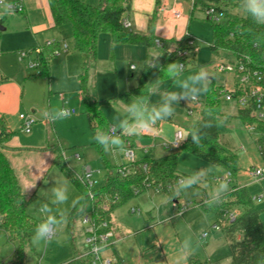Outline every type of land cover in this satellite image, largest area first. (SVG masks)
Listing matches in <instances>:
<instances>
[{"label":"rangeland","instance_id":"rangeland-1","mask_svg":"<svg viewBox=\"0 0 264 264\" xmlns=\"http://www.w3.org/2000/svg\"><path fill=\"white\" fill-rule=\"evenodd\" d=\"M85 1L93 5L99 2V0ZM43 3L44 9L42 8L35 11L34 14H29V18L20 10L10 9L7 2L0 3V80L4 77L14 79L27 77L28 84L25 88V102L28 108H22L17 112V115L20 112H24L25 114L30 112L35 118L31 133L23 131L22 127H20L14 131L13 137L25 140L26 136L35 133L38 136L37 140L42 143L41 145H44L40 154L36 155L38 160H34L33 158L36 157H32V155L27 153L19 155L20 159H25L26 156L31 157L29 161L30 170L26 166L19 168L20 164L18 161L14 160L15 158L10 152L7 153L19 172L23 192L28 197L36 193L28 207L29 214L37 220V224L32 229L30 240L24 244L25 264H61L69 260L75 251L81 254L88 253L89 246L86 245V236L88 235L86 232L87 224L83 220L86 216H92L90 192L103 186L108 170L116 171L119 165L128 162L125 157V151L121 152L111 143L108 144V152H105L103 147V153L92 144L94 139L93 133L89 126L86 105L82 99L81 82L78 81L77 77L71 79L68 75H64V72L57 66L53 68L55 72L54 75L51 73L50 78L36 76L34 74L37 69L28 66L30 56L23 61L19 60L18 54L20 51H35V47L32 46L31 48L30 45H37L36 48H42L46 45L48 38H56L61 43L54 40V44L57 43L59 46L67 44L69 54L76 52L75 54L81 56L84 62H88V69H90V57L76 51L74 48L71 25L47 26V22H50V17L46 13L45 0ZM203 4L218 6L220 5V0H197L191 20V29L194 33L197 32L199 34L195 33L197 36H191L195 46L199 47L207 45L213 40V24L211 20L204 16L201 8ZM234 9L236 12L243 11L241 7H235ZM43 23H46L45 26L41 28L35 27ZM32 56L36 57L37 54L34 52V54H31V58ZM58 56L54 55L52 59L54 60ZM222 59L231 60L233 57L230 53L223 50L221 51V55H214L209 62L179 73L174 81V85L178 89L177 93L182 91L191 93L194 89L199 90L201 88L199 82H193L190 79L201 68L209 72L211 81L213 79L216 85L230 87L235 81V74L219 70L218 65ZM140 70L141 65L138 70L134 71L136 77L139 75ZM79 71V73L83 72L84 68ZM112 75H114L113 77L119 76V85H121L122 80H120V76H122V68H119L118 72L112 71ZM102 77L98 76L94 78V81L91 77L89 80L87 94L93 102L96 101L97 95L100 97L99 101L113 95L108 92V85H105V89H103L102 83L98 84L97 81L100 82ZM95 79L97 80L95 81ZM95 82L96 86H94ZM185 83L188 86L186 88L181 87ZM8 84H11V82ZM2 85L0 81V89ZM22 87H20L21 90ZM205 95L206 93H202L199 99L203 100ZM60 108L74 110V113L63 120H52L44 116L45 111L53 112ZM128 108L127 103L119 97H115L109 104H104L103 111L106 117L104 132H106L107 128H115L116 132H118L122 128L119 125L123 124L130 117ZM220 108L231 116L228 121H221L219 123L218 127L222 134V141L233 148L239 155L240 170L237 177L229 184V188L231 189V185L235 183L248 188L255 206L262 211L261 219L264 224V178L260 180L246 174V170L251 167L264 166V160L257 146L258 134L256 131L248 129L245 123L238 117L239 107L237 102L226 100L221 94ZM185 117L189 119L188 123H191L198 120L200 115L197 110L193 114H189L187 109ZM131 125L133 124H129L126 127ZM123 132L124 128L121 134H117L116 136H122ZM134 136L136 135L122 137L131 138ZM146 138L149 139V137ZM131 140L133 141V139ZM145 141L149 140H143L144 143ZM169 142H163L160 138L157 139V151L155 155L160 157L168 152L175 151L176 149L172 145L167 146V149L164 148L163 144ZM58 147L61 148L67 164L72 167L80 178L84 177L87 170L91 173L90 181L92 185H88L89 191L84 196L81 205L78 206L79 209L74 214L71 222L68 214L77 205L81 198V192L63 171L54 164L55 149ZM133 147L135 155L141 159L142 155L140 156L141 153L137 147V143ZM33 164H35L34 169L32 168ZM26 170L29 171L26 172ZM178 170L183 177L178 185L180 194L176 199H169L170 197L165 195L164 192L150 187L116 208L111 218L114 230L116 232L121 231L122 234L131 232L133 235L130 238L137 236L141 247L140 252L139 246L136 247L137 243L135 239H133L134 241H129L131 250L124 254L123 264L131 261L133 253H140L145 258L154 254L156 262H159L158 264H162L161 261L166 262L162 247L152 246V243H150L152 240L153 243L155 242V233L162 239L163 248L167 251L166 255L168 257H171L169 254L173 248H182L180 247V238H182L183 242L188 239L189 243L184 244L189 249H193V251H200V248H205L209 239L213 238L210 249L214 252L213 258L216 259L217 264H232L226 239L220 229L214 226L216 222L214 215L205 213L200 206L196 205L197 200L204 198L206 194L214 196V190L218 186V179L224 176L227 171L187 151L182 152L179 157ZM186 181H191V183L185 188L183 185ZM84 182L89 184L87 178H85ZM53 186H63L66 188L68 195L67 202L63 204L52 202L53 193L51 192V188ZM45 203L51 209L50 214L54 215L60 221V224L57 227L54 238L50 242L35 244L33 243V236L36 226L43 222L48 215V213H41L39 211L41 205ZM133 208L136 209L135 212L132 211ZM236 209L235 207L232 210L234 216L238 213ZM178 220H181L184 224L189 223L188 226L190 228L185 229V231L188 230L190 233L187 232L183 235L182 233L185 231L178 232ZM192 220L194 228L191 227ZM134 231H136L135 235ZM204 231L209 232L207 239L199 237ZM240 233V231L237 232L236 236L238 237ZM71 234L74 236L73 239L71 238ZM143 237L148 241L142 246ZM185 237H187L186 240H184ZM113 240L111 238L110 243ZM123 244L129 245V243L125 244V242ZM18 247L19 242L11 240L8 234L3 229H0V264H10L12 256ZM118 248L120 249V246ZM102 252L111 258L117 257V254L110 245L104 248ZM159 252L160 255H158ZM177 253L179 257L182 256V252L177 251ZM139 258L140 256L137 259ZM210 259L213 261L211 257ZM116 264H122V262L119 261ZM209 264L211 263L209 262Z\"/></svg>","mask_w":264,"mask_h":264},{"label":"trees","instance_id":"trees-1","mask_svg":"<svg viewBox=\"0 0 264 264\" xmlns=\"http://www.w3.org/2000/svg\"><path fill=\"white\" fill-rule=\"evenodd\" d=\"M47 2L54 26L70 24L75 50L88 55L91 61L97 59L98 39L102 33L111 34L114 43L157 45L156 37L152 33V26L147 33H140L124 26L126 14L131 9V0H99L95 5L87 3L85 0H47ZM208 6V4H203L202 9L205 10ZM217 7L223 11V15L218 21H212L213 40L210 47L214 55L218 56L220 50L223 49L236 54H249L257 63H264V24L255 23L244 10L236 12L234 8L240 7V0H220V5ZM189 36L187 34L178 43L175 50L165 48L164 42L160 39L162 45H157L159 55L144 63L138 86L102 101L93 102L87 94L89 66L88 63L85 64L84 71L79 74V79L93 138L95 134L108 135L110 128L104 132L106 117L103 105L109 104L115 97L122 99L128 106L139 109L146 120L157 111L148 107L149 98L155 90L156 84L168 79L174 82L179 73L198 66L194 50V47L197 48V46L188 47L192 52L186 58L178 55L179 49L186 48V40ZM59 47V44L55 43L46 44L41 48L38 53L39 68L34 75L50 78V62L54 57V51ZM182 61L186 65L184 70H179L175 74L169 73V65ZM222 88L223 86L216 85L212 80L200 108V118L185 125L187 131H193L201 137L198 144H195L192 136L189 135L173 152L159 158L146 156L144 159L136 161L135 171L128 177L120 176L117 169L116 171L108 170L103 186L90 192L92 216L95 222H110L111 213L116 207L150 187L166 193L171 198L177 197L178 185L183 177L178 170V163L179 157L184 151L191 152L213 165L230 171L233 182L240 170L239 155L222 141V134L218 127L221 121H228L231 117L220 108ZM172 117L157 120L155 125H158L162 120H170ZM238 117L244 123L254 122V118L243 110H239ZM137 119L139 117L130 115L129 119L123 122L124 127L134 124ZM209 123L212 126L205 127V124ZM262 126L259 125V127ZM124 127L118 131V134H121ZM121 138L123 141L128 139V137ZM92 144L100 152L103 151V146L98 145L94 139ZM55 152L54 164L81 192V198L77 205L68 214L71 222L79 209L78 206L81 205L84 196L89 191L88 185L67 164L61 148H56ZM144 165L147 166L146 169H144ZM137 189L140 190L139 193L135 192ZM225 195L221 203L219 201L222 197L207 196L196 204L201 206L205 212L216 215L215 225L221 224L220 229L230 241L232 264H264L262 211L255 206L253 197L246 186L235 183L231 186L230 192ZM32 199L33 197H27L23 193L17 175L0 145V225L7 231L11 240L19 242V247L13 254L10 264L26 263L24 244L30 240L32 229L37 224V220L28 212ZM235 207L238 213L234 220L222 224V222L228 221L226 216L232 213ZM239 231L242 234L241 239L236 237V233ZM71 236L73 239L74 236L72 234ZM191 261L193 264H200L197 260L191 259ZM61 264L93 263L90 256H83L80 252L75 251L69 260Z\"/></svg>","mask_w":264,"mask_h":264},{"label":"crops","instance_id":"crops-1","mask_svg":"<svg viewBox=\"0 0 264 264\" xmlns=\"http://www.w3.org/2000/svg\"><path fill=\"white\" fill-rule=\"evenodd\" d=\"M8 2H20L23 5L22 12H24L28 18H29V14H34L35 11H38L39 9L42 8L44 9V3H43L44 0H9ZM196 4L197 2H195V0H131V9L126 14L125 19H127L131 23L130 26L131 30L140 33H147L152 26V33L156 37V39H161L162 42H164V47L167 48L168 50H175L178 46V43L187 34L192 36H197V34H199L197 32H195L197 33L195 34L191 29V20L194 14ZM45 5H46V13L50 17V22H47L48 24L47 26L51 27L54 25V21L47 0H45ZM202 12L204 13L205 16V10L202 9ZM45 24L46 23H43L42 25L39 24L38 26L35 27L41 28L42 26H45ZM50 40H55L57 42H60L56 38H48L46 43ZM211 42L201 47L197 46L196 49L197 65L207 63L214 57V53L212 52L210 47ZM30 46L31 48L32 46L36 48L37 45H30ZM75 53L76 52H74L73 54H69V52H67L65 54H61L60 56H58V58H55L54 60L51 59L50 77H51V73H53L54 75L55 69L53 68L57 66L62 72H64V75L65 74L68 75V77H70L71 79L77 77L78 81H80L79 70L83 69L85 64L88 62H84L83 58ZM158 55H159V49L158 46L155 44L151 46H144V45L114 43L111 34L102 33L100 34L98 39L97 55H96L97 59L96 61H91L90 59L89 62L90 69H88V75H89L88 83L91 77L94 81V78H97L98 76H103L100 82L97 81L98 84L102 83L103 89H105L104 88L105 85H108L109 86L108 92L110 94H113L112 97H114L115 94L118 95L119 93L137 87L139 84L140 75L142 73L144 63L147 60H152L157 58ZM218 55H221V52H219ZM32 58L35 57L32 56ZM133 65L135 66V70L131 68ZM140 65H141V70L139 75L136 77L134 71L138 70ZM119 68H122V76H120V80H122L121 85H119V76L117 77L116 75V77H113L114 75H112V71L118 72ZM96 80L97 79H95V81ZM0 81L3 84L0 89V145L2 146L3 151L5 152L10 164L12 165L19 180V183L21 185L19 172L17 171L15 165H13L7 153L10 152V154L14 156L15 158L14 160L18 161V163L20 164L19 168H24V166H26V168L30 170L31 167L29 161L31 157L26 156V158L24 157L25 159L23 158L20 159L19 155L23 153H27L29 155H32V157H36L33 158L34 160L35 159L38 160L36 155L40 154V151L43 150L44 145H41L42 143H40V141L37 140L38 136H36L35 133L33 135L26 136L25 140H22L18 137L17 138L13 137L14 131L22 127V119L20 118V114H25L24 112H20V114L17 115V112H19L22 108H28L26 107L27 103L25 102V88L28 84L27 77L24 76L23 79L4 77ZM9 82H11V84H8ZM21 86H23L22 90L20 89ZM94 86H96V82ZM3 89L5 90L3 91ZM174 92L177 93L178 89L174 85V82L168 79L157 83L155 86V90L151 93V96L148 101L149 108H154L156 110H159L163 105L168 104L169 106L175 108V113L173 114L172 119L162 120L158 125H153V127L156 128L157 132L158 133L162 132L163 135L147 133L142 135H136L132 138L133 145L137 143V147L141 153L140 154L138 152V154H140V156L142 155L141 159H139L138 156L136 155V161L142 160L146 156L159 158L158 156L155 155V152L157 151V139L160 138L162 139L163 142L171 141L174 138V134L178 128H183L185 131H187L185 128V125L189 121V119L186 118L187 115L185 117V112L187 109L188 111L190 109H193V113L195 110H197L200 115V108L196 106L195 102L191 101V97L181 98L179 100V103L177 104L176 101L171 99V94ZM99 98L100 97L97 95L96 101H99ZM33 112H35V110H33ZM28 114L32 115V113L30 112ZM146 137H149V139H147ZM145 139L149 141H145L144 143L143 140ZM163 145L164 148L167 149L169 143H164ZM34 166L35 164H33L32 167L33 169ZM29 170H26V172ZM35 194L36 193H34L33 196ZM164 194L167 195L166 193ZM179 194H180V188L177 197H179ZM207 196L210 195L206 194L204 198H207ZM174 199H176V197ZM202 199L203 198L198 199L197 203H199ZM196 205L199 206L198 204ZM116 208L111 213V218ZM205 213H209V212H205ZM211 214L214 215L216 219V215L213 213ZM111 218H110V227L113 230L112 238L114 240L110 244V246L117 254L116 257L117 263L120 261L123 264L124 254L130 252L131 250L130 249L131 244L129 241H134L133 239H135L137 243L136 247L139 246L140 252H141V247L140 244L138 243L139 241L137 239V236L130 238L133 235L131 232H128L126 234L124 233L122 234L121 231L116 232L112 226ZM177 223H179L177 227L178 232L185 231V229L190 228L188 226L189 223L184 224L181 220H178ZM191 224H192L191 227H193L194 224L193 220L191 221ZM88 228L89 225L87 224L86 232H88ZM0 229H3L7 233V231L1 225H0ZM220 231L224 235V238L226 239V242L228 244L230 250V259H231L230 241L221 229ZM135 232L136 231H134V235ZM187 232L190 233L187 230L182 234L184 235ZM155 235H156L155 242L153 243L152 240V242L150 243H152V246L156 245L162 247L161 248L162 252L166 258V262L161 261L162 264H193L191 259L197 260L200 264H209V262L211 264H217L216 259L213 258L214 252L212 251V249H210L212 247L213 238L209 239L206 246L207 248L206 247L200 248V251H193V249H191V254L185 260L183 258V255L181 257L178 256L177 251L181 252L180 248L178 249L173 248L169 254L171 257H168L166 255L167 251H165V249L163 248L162 239H160L157 233H155ZM199 237H202V239H207L209 237V232L207 236L203 237L201 234ZM186 238L187 237L183 239L186 240ZM241 238H242V234L240 233L237 239H241ZM147 241L146 238L143 237L141 243L142 246ZM180 241H181L180 247H183L185 245L184 243L186 244L189 243L188 239L185 242H183L182 238H180ZM123 242H125V244L129 243V245H124ZM118 246H120V249L118 248ZM158 255H160V252ZM139 256L140 258L137 259ZM210 257L213 259V261L210 259ZM158 263L159 262H156V257L154 254L150 255V257L145 258V256L140 253L139 254L133 253L131 255V261L127 262V264H158Z\"/></svg>","mask_w":264,"mask_h":264},{"label":"built area","instance_id":"built-area-1","mask_svg":"<svg viewBox=\"0 0 264 264\" xmlns=\"http://www.w3.org/2000/svg\"><path fill=\"white\" fill-rule=\"evenodd\" d=\"M6 2L10 9H17L20 11L23 10V5L20 2H8L6 0H0L1 4ZM222 15H223V11L219 9V7H217L216 5H209L205 9V16L211 21H218ZM124 26L130 28L131 23L127 19H125ZM155 42L159 46L162 45L160 39H156ZM46 44L47 45L54 44V40L48 41ZM193 46H195L194 40L190 35L186 40V48L179 49L178 55L182 58L188 57L192 52L189 48ZM196 49L197 48L194 47L195 51ZM40 51L41 48H35V51L22 50L19 52L18 57L21 61H23L30 56L28 61V66L30 68L38 69L40 64L38 59V53ZM68 51H69L68 45L64 44L54 51V55L58 56ZM221 51H223V49L220 50V52ZM34 52L37 54V56L35 58H31V54H34ZM228 53L232 55L233 59L231 60L222 59L218 67L219 70L221 71L234 73L235 81L230 87L223 86L222 95L226 100L229 101L233 100L237 102L239 110L248 112L254 118V122H248L245 123V125L247 126L248 129L257 132L258 134L257 146L264 160V63H257V61L249 54H236L232 52H228ZM179 64L181 66L179 70H184L186 68V65L183 61L180 62ZM191 101L195 102L198 108H201L203 105V100L200 99L192 100L191 98ZM72 113H74V110H72ZM189 114H193V109L189 110ZM20 118L22 119L23 131L31 132L32 126L35 123L34 116L31 114H20ZM260 124L263 125L262 126L263 128L259 127ZM178 130L185 131L183 128H178L174 134V138L169 142V145H172L171 142L175 140ZM117 134L118 132H116L115 128H110L108 133L109 137L113 135L116 136ZM176 143L178 145L176 146L172 145V146L178 148L183 143V141L177 139ZM124 147L126 149L125 157L128 160V162L119 165L117 170L120 176L128 177L129 175L133 174L135 171L136 155L133 147V141L130 138L124 141ZM143 167L144 169L147 168L146 165H144ZM246 173L251 177L261 180L264 178V166L251 167L250 169L246 170ZM85 178H87L89 182V184L87 185L91 186L92 185V182L90 181L91 173L89 170H87L84 174L83 177L84 181ZM220 179H228L230 184L232 182L231 172L227 171V173L224 176L220 177L218 181ZM139 191L140 190L137 189L135 192L139 193ZM132 211L135 212L136 209L133 208ZM226 217H228V221L222 222V224H226L229 221L234 220L235 218L233 213L228 214ZM83 222L89 225L87 232L88 235L86 236V245L89 246V252L82 255L90 256L93 264H116L117 258H111L110 256H106L102 252L104 248H107L111 244L110 240L113 236V230L110 227V222L101 221L97 223L95 222L93 216H86ZM215 226L218 229L221 228L220 223L216 224ZM207 235H208V231L202 233L203 237Z\"/></svg>","mask_w":264,"mask_h":264},{"label":"clouds","instance_id":"clouds-1","mask_svg":"<svg viewBox=\"0 0 264 264\" xmlns=\"http://www.w3.org/2000/svg\"><path fill=\"white\" fill-rule=\"evenodd\" d=\"M240 7L252 18V20L257 24H264V0H240ZM179 62H173L171 65H169L168 71L171 74H175L180 69ZM133 70H135V67H132ZM210 74L207 70L204 68H201L200 71H198L195 75L191 76L190 79L193 82H199L201 85V88L199 90H193V92H180V93H172L171 99L176 101L177 104L179 103V100L184 97L191 96L192 100L199 99V96L202 93H206L209 90V86L211 84ZM188 85L187 83L181 85V87L186 88ZM128 112L132 117H139V119L136 120V122L128 127H124L123 124L119 125V127H124V132L122 133V136H133V135H142V134H159L163 135L162 132H157L156 128L153 127L155 125L157 120L165 119L167 117L173 116L175 113V108L169 106L168 104L163 105L159 110H157L151 117H149L147 120L143 118L142 113L139 109L135 108L134 106H129ZM47 113V115H46ZM72 110L68 108H60L58 110H55L53 112H44V116L48 119L52 120H63L67 119L72 115ZM212 125L205 124V127H211ZM189 135L192 136V140L195 144H198L200 142L201 137L197 135L193 131H182L178 130L176 138L174 141H172V145L176 146L178 145L176 143V140L184 141ZM122 136H111L108 135H98L95 134L94 140L95 142L104 147V151L108 152V144L111 143L113 146L117 147L121 152L126 151L124 147V142L122 140ZM191 183V181H186L183 185L185 188L188 187V185ZM35 186V185H31ZM51 192L53 193V199L52 202L56 204H63L67 202L68 195L67 190L63 186H53L51 188ZM230 192L229 188V181L228 179H220L218 182V186L214 190V196H220L222 199L219 201V203L222 202L223 198L226 196L225 194H228ZM171 199V197L169 198ZM39 211L41 213H48L46 219L43 220L40 224L36 226L34 236H33V243L39 244L41 242H50L55 234L58 225L60 224V221L51 213V209L49 208L48 204H42ZM181 252L183 255V258L186 260L187 257L191 254V249L188 248V246L185 244L181 248Z\"/></svg>","mask_w":264,"mask_h":264}]
</instances>
